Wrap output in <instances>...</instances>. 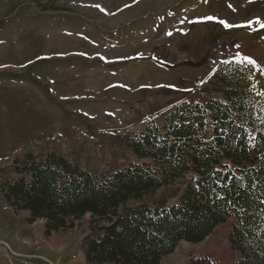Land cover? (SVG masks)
Returning <instances> with one entry per match:
<instances>
[{
    "label": "rangeland",
    "instance_id": "obj_1",
    "mask_svg": "<svg viewBox=\"0 0 264 264\" xmlns=\"http://www.w3.org/2000/svg\"><path fill=\"white\" fill-rule=\"evenodd\" d=\"M257 21L264 0H0V264H87L84 220L72 236L47 238L43 221L27 224L5 203L16 158L55 153L93 174L122 167L132 160L127 137L180 101L205 103L203 84L226 64L264 113ZM188 179L143 202L176 203ZM226 233L182 242L161 264H235Z\"/></svg>",
    "mask_w": 264,
    "mask_h": 264
},
{
    "label": "trees",
    "instance_id": "obj_2",
    "mask_svg": "<svg viewBox=\"0 0 264 264\" xmlns=\"http://www.w3.org/2000/svg\"><path fill=\"white\" fill-rule=\"evenodd\" d=\"M243 78L228 64L214 72L201 89L205 103L180 101L147 121L126 138L132 160L115 170L93 174L55 153L16 158L5 203L27 224L43 221L47 238L72 236L84 220L87 264H161L182 242L202 243L221 227L235 264H264V113ZM186 176L176 203L143 202Z\"/></svg>",
    "mask_w": 264,
    "mask_h": 264
},
{
    "label": "snow or ice",
    "instance_id": "obj_3",
    "mask_svg": "<svg viewBox=\"0 0 264 264\" xmlns=\"http://www.w3.org/2000/svg\"><path fill=\"white\" fill-rule=\"evenodd\" d=\"M223 23V22H222ZM257 23H260V26L261 27H264V23H261V22H259V21H257ZM228 27H231V25H227ZM169 35H170V33H169ZM245 60L248 62V63H250V64H252V65H254L255 66V64H256V62L254 61V60H252L251 58H245ZM261 95H264V93H261Z\"/></svg>",
    "mask_w": 264,
    "mask_h": 264
},
{
    "label": "bare ground",
    "instance_id": "obj_4",
    "mask_svg": "<svg viewBox=\"0 0 264 264\" xmlns=\"http://www.w3.org/2000/svg\"><path fill=\"white\" fill-rule=\"evenodd\" d=\"M154 74H156V73H154Z\"/></svg>",
    "mask_w": 264,
    "mask_h": 264
}]
</instances>
